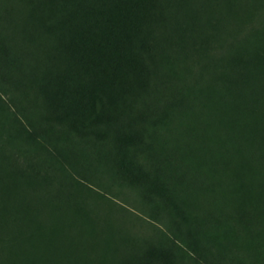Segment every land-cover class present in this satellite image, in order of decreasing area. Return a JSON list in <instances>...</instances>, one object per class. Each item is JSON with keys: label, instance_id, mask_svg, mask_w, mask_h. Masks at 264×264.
<instances>
[{"label": "rangeland", "instance_id": "rangeland-1", "mask_svg": "<svg viewBox=\"0 0 264 264\" xmlns=\"http://www.w3.org/2000/svg\"><path fill=\"white\" fill-rule=\"evenodd\" d=\"M0 83V264H264V0H0Z\"/></svg>", "mask_w": 264, "mask_h": 264}, {"label": "trees", "instance_id": "trees-1", "mask_svg": "<svg viewBox=\"0 0 264 264\" xmlns=\"http://www.w3.org/2000/svg\"><path fill=\"white\" fill-rule=\"evenodd\" d=\"M225 44L226 45H224L223 46V49H227L228 48V45H229V42H228V39L226 40V42H225ZM217 49V48H216ZM223 51V50H222ZM215 52H217V50H215ZM198 68H199V65H195V66H193L192 68H191V70L190 71H187V73L185 72V75H186V77L188 78V81L189 82H197V81H194V80H197L198 79V75H199V72H198ZM149 81H151L152 82V84H153V81L152 80H149ZM0 85H1V83H0ZM1 89L3 90V92H4V94H5V100L7 101V103L9 104H12L13 106H14V108H16V109H18V111H19V107L17 106V104H16V101H17V96L15 95V93L14 92H12V90H10L9 88L7 89V87H6V85L5 86H1ZM127 111V110H126ZM131 120V119H130ZM68 121H70V122H74V127H75V129H76V135H78V136H80L81 135V133L82 134H86V133H89V129H90V127L88 126V125H85L84 126V123L83 122H81V121H79V120H77V118H74V117H72V118H68ZM96 165H98V167L99 166H101L102 164H96ZM96 169H99V168H96ZM124 189H125V192L127 193V191H128V188L126 187H124ZM141 189H142V187H141ZM143 190V189H142ZM123 191V193H124V190H122ZM117 198V199H116ZM115 199L117 200V202L121 205L120 206V212L122 213V212H124V213H129V212H131V213H133L134 211L133 210H136V211H139V210H141V209H143V210H141L142 212H143V214L142 215H144L145 217H150V218H152L153 219V222H155V223H153V225L160 231V232H162L163 234H169V232L171 231V227H170V216L165 212H160L159 213V215H161L162 217L161 218H159V220H157V217L155 216V214H157V212H155V208H156V199H154V201H155V203H151L150 201H148L147 200V198H141L142 199V202L144 203V204H147V206H145V205H141V204H139L140 202H138V200L136 201V202H134L135 200H132V198L131 197H126V196H124V198H121V196H118V195H116V197H115ZM139 199V198H138ZM147 207V208H146ZM148 211V212H145L146 210ZM146 213V214H145ZM117 214H119V211H117ZM125 228V225H117L116 226V229H111V231L112 232H116V231H118L119 229L121 230V231H127V234L128 235H130L131 233L133 234L135 231L133 230V228H132V226L130 227V226H128V227H126V230L124 229ZM94 230H96V229H94ZM119 230V231H120ZM93 232H91V234H92ZM90 234V235H91ZM134 235V234H133ZM145 236V235H144ZM129 237V236H128ZM75 237H72V239L70 238L69 239V241L70 240H72V241H70V242H72V243H75V242H77L75 239H74ZM42 245V244H41ZM257 245L259 246L260 244L259 243H257ZM44 246V245H43ZM101 249H102V258H109V257H111V256H113L114 255V250H113V248L112 247H110V246H103V247H101ZM74 251V250H73ZM36 261V260H35ZM96 263V262H95Z\"/></svg>", "mask_w": 264, "mask_h": 264}]
</instances>
